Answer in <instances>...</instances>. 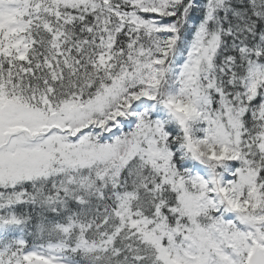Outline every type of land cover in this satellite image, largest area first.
<instances>
[{"label":"snow or ice","instance_id":"obj_1","mask_svg":"<svg viewBox=\"0 0 264 264\" xmlns=\"http://www.w3.org/2000/svg\"><path fill=\"white\" fill-rule=\"evenodd\" d=\"M0 264H264V0H0Z\"/></svg>","mask_w":264,"mask_h":264}]
</instances>
